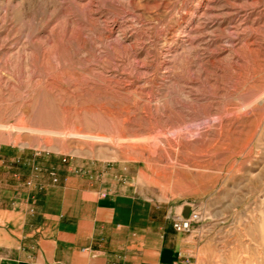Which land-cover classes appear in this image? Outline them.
<instances>
[{"label":"rangeland","instance_id":"374dc122","mask_svg":"<svg viewBox=\"0 0 264 264\" xmlns=\"http://www.w3.org/2000/svg\"><path fill=\"white\" fill-rule=\"evenodd\" d=\"M29 162L264 264V0H0V189Z\"/></svg>","mask_w":264,"mask_h":264},{"label":"crops","instance_id":"0c3cea01","mask_svg":"<svg viewBox=\"0 0 264 264\" xmlns=\"http://www.w3.org/2000/svg\"><path fill=\"white\" fill-rule=\"evenodd\" d=\"M22 168L26 178L0 189V264H193L190 236L146 204L71 172L38 192L24 182H42L31 163Z\"/></svg>","mask_w":264,"mask_h":264},{"label":"built area","instance_id":"2783aa9c","mask_svg":"<svg viewBox=\"0 0 264 264\" xmlns=\"http://www.w3.org/2000/svg\"><path fill=\"white\" fill-rule=\"evenodd\" d=\"M63 161L66 162L67 160L64 159ZM49 175L54 183L59 182V177L55 170L50 171ZM27 184L32 185V182H28ZM188 207L190 209L189 217L186 218L184 216V209L186 208V206H183L181 212L175 213L174 216L171 218L173 229L177 233H181V234L190 233L192 230V223L197 220V213L195 212L194 206L189 205ZM175 264H190V262L189 260L184 259L180 255V262L178 261Z\"/></svg>","mask_w":264,"mask_h":264},{"label":"water","instance_id":"95a60500","mask_svg":"<svg viewBox=\"0 0 264 264\" xmlns=\"http://www.w3.org/2000/svg\"><path fill=\"white\" fill-rule=\"evenodd\" d=\"M189 214H190V209L186 208L184 211V216L187 218V217H189Z\"/></svg>","mask_w":264,"mask_h":264}]
</instances>
